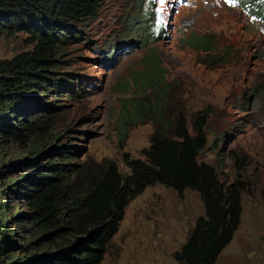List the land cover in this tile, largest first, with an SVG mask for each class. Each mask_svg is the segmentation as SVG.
<instances>
[{
  "label": "rangeland",
  "instance_id": "obj_1",
  "mask_svg": "<svg viewBox=\"0 0 264 264\" xmlns=\"http://www.w3.org/2000/svg\"><path fill=\"white\" fill-rule=\"evenodd\" d=\"M237 1L102 0L80 41L66 47L63 73L72 76L79 96L58 110L61 136L45 141L37 156L45 154L41 164L56 163L60 158L50 153L72 151V163L108 159L127 173L123 154L142 159L153 128L140 124L120 139V101L131 99L129 78L154 49L186 115L210 110L199 161L214 166L223 182L238 179L246 186L240 224L216 264H264V19H252ZM192 34L213 37L214 50L186 47L183 40ZM30 49L21 34L2 37L0 61ZM0 155V240L6 234L35 255L51 251L46 242L34 244L24 194L35 172L28 163L33 150L9 145ZM203 215L197 193L179 197L161 185L148 187L128 204L101 264H176L174 254Z\"/></svg>",
  "mask_w": 264,
  "mask_h": 264
},
{
  "label": "trees",
  "instance_id": "obj_2",
  "mask_svg": "<svg viewBox=\"0 0 264 264\" xmlns=\"http://www.w3.org/2000/svg\"><path fill=\"white\" fill-rule=\"evenodd\" d=\"M101 1L0 0V38L21 34L31 47L0 61V148L18 145L33 150L36 157L28 163L35 172L23 185L24 194L36 227L34 244L46 242L51 249L31 254L29 245L16 246L3 234L0 264H101L128 204L155 185L179 197L193 191L203 206L204 215L174 254L176 264H216L240 224L246 186L238 179L223 182L214 166L199 161L208 143L210 110L186 115L176 99V85L167 80L154 49L131 74L133 95L120 101L117 117L120 139L140 124L152 125L142 159L123 154L127 173L108 159L72 163L76 152L62 154L60 149L50 153L59 162L40 163L45 154L37 156L39 147L61 136L56 131L61 120L58 110L66 99L79 96L72 76L63 73L69 64L66 47L80 41ZM237 3L252 19H264V0ZM183 44L195 52L211 53L215 40L192 34ZM262 196L264 200V192ZM77 241L78 246L64 253Z\"/></svg>",
  "mask_w": 264,
  "mask_h": 264
},
{
  "label": "water",
  "instance_id": "obj_3",
  "mask_svg": "<svg viewBox=\"0 0 264 264\" xmlns=\"http://www.w3.org/2000/svg\"><path fill=\"white\" fill-rule=\"evenodd\" d=\"M80 242L81 241H77L75 244H74V246L72 247V248H70V249H67V250H64V253L66 252V251H70L71 249H73V248H75L76 246H78L79 244H80ZM79 243V244H78ZM63 252V251H62Z\"/></svg>",
  "mask_w": 264,
  "mask_h": 264
}]
</instances>
